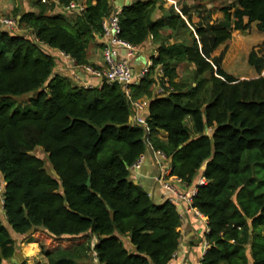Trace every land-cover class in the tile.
I'll list each match as a JSON object with an SVG mask.
<instances>
[{"label":"trees","instance_id":"trees-1","mask_svg":"<svg viewBox=\"0 0 264 264\" xmlns=\"http://www.w3.org/2000/svg\"><path fill=\"white\" fill-rule=\"evenodd\" d=\"M217 1L194 0L202 10L197 22L188 3L167 13V0L122 8L121 37L139 47L152 37L157 45L131 89L133 99H148L149 132L130 123L131 102L119 85L86 88L54 73L48 49L89 64L110 0H35L36 11L14 8L27 33L0 31V189L16 237L0 219V264L29 235L48 264H94V252L98 264H169L181 239L178 206L156 204L130 177L148 142L171 160V175L189 186L201 175L207 181L193 200L210 228L202 264H264V56L249 55L255 78L223 67L234 30L256 23L264 32V0H235L220 8L219 20L207 8ZM71 2L85 9L66 10ZM185 66L194 69L181 78ZM30 94L26 105L16 104L14 97ZM38 148L47 159L32 153Z\"/></svg>","mask_w":264,"mask_h":264},{"label":"crops","instance_id":"crops-1","mask_svg":"<svg viewBox=\"0 0 264 264\" xmlns=\"http://www.w3.org/2000/svg\"><path fill=\"white\" fill-rule=\"evenodd\" d=\"M134 1L135 0H110V4L115 9H122L124 6L129 5ZM28 10L36 11L37 9L31 6ZM152 39L153 38L151 37L146 47H141L142 51L134 61V65L137 69L149 67L152 58L158 55L157 45ZM103 49L104 39L102 35H98L92 42L88 51V65L100 68L104 66ZM48 51L56 57V67L54 72H57V74L70 76L75 82H77V84L84 87L88 83L99 84L98 80L85 72L82 66L75 65L72 61L64 57L61 51L56 49H48ZM159 70L158 72L161 73L162 70L160 68ZM161 90L162 89H160L158 93L161 92ZM142 98L147 99L145 96ZM167 136V132L163 130L159 131L160 138L166 139ZM143 155L144 159L139 167L134 171L130 170V177L132 181L141 185L145 189L156 204H163L173 196L172 191L164 189V182H171V184L181 193L190 190L195 184L189 186L177 176L171 175V160L167 157H160L150 142L147 143V148ZM201 176H199L196 181ZM178 207L182 218L181 239L178 250L169 264H201L205 253L210 247L206 238L209 230L207 218H205V215L199 216L197 209L189 207L185 202L178 205ZM123 240L125 246L130 251L134 252L135 247L132 245L130 239L125 237ZM93 241L96 243L97 238L94 237ZM26 244L35 245L36 247H34L33 250L37 252L32 255L26 253L24 250ZM39 255L43 257L42 264H48L47 258L41 254L38 243L34 241L33 236L29 235L27 236V241L22 243V245H19L18 242L17 253L8 263L6 261L4 264H36L34 259ZM92 262L98 264L95 252L93 253Z\"/></svg>","mask_w":264,"mask_h":264},{"label":"built area","instance_id":"built-area-1","mask_svg":"<svg viewBox=\"0 0 264 264\" xmlns=\"http://www.w3.org/2000/svg\"><path fill=\"white\" fill-rule=\"evenodd\" d=\"M113 7V6H112ZM66 10H80L85 9V4H77L71 2L69 6L65 8ZM122 9H115L113 7L112 12L108 15L103 21L104 32L102 37L104 39V66L94 67L92 65L82 66L84 71L93 76L98 80L99 84L88 83L85 85L86 88H101L104 85H119L122 90L129 97L131 102V117L130 123L144 128L147 132L150 131L148 125V99L140 98L133 99L131 96L132 86L140 84L142 79L145 77L146 73L149 70V67L152 65V62L149 64V67H143L137 69L134 65V61L137 56L141 53V47L132 44L131 42L125 40L121 37V24H120V14ZM3 24L8 28H14L17 25V21L14 19H5ZM62 55L72 61L77 65L75 59L70 55L61 51ZM163 91V89L161 90ZM164 93V91H163ZM156 153L163 158H166V154L161 150H156ZM144 155L142 154L139 159L132 165L130 170L134 171L142 163ZM180 179V178H179ZM182 180V179H180ZM207 184L205 177L202 175L192 188L185 193L179 192L169 181L163 183L164 189L172 191L173 196L168 200L175 203L177 206L186 203L189 207H193V200L196 197L199 187ZM1 201L4 208V191L3 187L0 189ZM196 209V208H195ZM179 210V207H178ZM180 213V212H179ZM199 216L204 215L201 211L197 209ZM181 215V214H180ZM206 218V217H205ZM208 221V219H207ZM210 230V228H209ZM208 230V232H209ZM175 255V254H174ZM174 257V256H173ZM202 264V263H201Z\"/></svg>","mask_w":264,"mask_h":264},{"label":"rangeland","instance_id":"rangeland-1","mask_svg":"<svg viewBox=\"0 0 264 264\" xmlns=\"http://www.w3.org/2000/svg\"><path fill=\"white\" fill-rule=\"evenodd\" d=\"M44 2L49 1V3L52 0H41ZM58 0H55V2ZM168 4L166 5V9H164L162 12L166 13L168 12L167 8H169L170 5H174L176 9L179 11L183 5L185 4H191V11L193 12V20L195 22L199 21V15L198 12L201 11V8L197 5L192 4L194 0H167ZM35 0H0V31L6 30L13 33H23L26 34L27 30H23V26H20L18 23V17L13 13L14 8L17 6L21 9L24 8H31ZM235 0H222L217 2H209L207 4V8H215V13H213L214 19H220L223 16L222 11L220 8L223 6H229L233 4ZM204 6V5H203ZM60 10V9H59ZM5 19H14L17 21V25L14 28H8L3 24V20ZM26 31V32H25ZM226 45H222L217 51L216 54H220L221 51L225 48ZM252 50H256L260 56H264V32L260 31L257 28V24L253 23L251 28L248 30H234L233 31V37L231 42L229 43L227 47V51L223 60V67L225 70H227L230 74L238 77V78H255L258 77V73L256 70L249 64L248 58ZM56 67V66H55ZM194 69V66H185L180 68L181 78H188L191 75V71ZM160 71V70H159ZM57 74V72H54ZM162 74V72L160 73ZM264 75V71L263 74ZM66 76V75H64ZM156 76V74H155ZM161 76V75H160ZM70 77V76H68ZM71 78V77H70ZM76 79V78H75ZM74 81V80H73ZM77 81V79H76ZM75 82V81H74ZM77 83V82H75ZM158 95H164L163 91L159 92ZM34 96V94L26 95V96H20V97H14V100L17 105H26L30 99ZM187 124L189 126H192V123L190 119H187ZM210 132V131H209ZM33 154L43 157L47 159V155L42 151L41 148L36 149ZM49 171L53 173L52 168L50 167ZM1 193H0V219L3 220L4 224L8 227V229L11 231L12 235L16 237L15 232L12 230L11 226L8 224V222L5 220L6 216L3 211V205L1 201ZM27 241V237H21L17 240L19 242V245H22V243H25ZM36 247L32 244H26L24 250L28 254H35L37 251H34L33 248ZM40 255L35 257L36 264H42V259ZM10 260L7 261V263Z\"/></svg>","mask_w":264,"mask_h":264},{"label":"water","instance_id":"water-1","mask_svg":"<svg viewBox=\"0 0 264 264\" xmlns=\"http://www.w3.org/2000/svg\"><path fill=\"white\" fill-rule=\"evenodd\" d=\"M203 169H206V165L203 167ZM89 186L91 185V178L89 179L88 183Z\"/></svg>","mask_w":264,"mask_h":264}]
</instances>
